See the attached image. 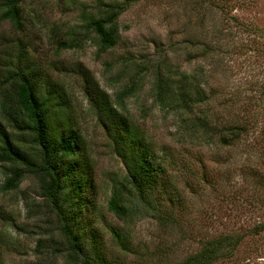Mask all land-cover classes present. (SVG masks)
<instances>
[{
  "label": "rangeland",
  "instance_id": "obj_1",
  "mask_svg": "<svg viewBox=\"0 0 264 264\" xmlns=\"http://www.w3.org/2000/svg\"><path fill=\"white\" fill-rule=\"evenodd\" d=\"M232 2L236 7L221 13L212 7L199 9L200 0H135L117 19V43L104 50L90 36L80 48L54 50L48 27L53 22L63 28L78 22L75 0H22L24 16L34 17L19 34L0 19V58L18 36L29 46L33 62L62 82L69 94V113L92 165L99 210L94 224L102 237V252L113 264L178 261L204 240L225 234L240 238L211 264H264V227L254 230L264 223V0ZM228 14L237 18V24ZM214 26L222 33L210 52H203L201 44L188 43L196 41L198 29ZM164 50L171 66L199 79L208 94L191 113L161 108L153 100L148 65ZM77 62L164 161L179 190L180 202L171 213L174 222L159 224L137 215L121 220L106 210L111 184L120 178L123 165L88 107L81 77L70 71ZM131 79L135 90L117 102L116 94ZM199 111L218 128L223 121L245 120L247 131L226 146L218 144L217 132L196 136L190 133L187 117ZM8 165L0 158L1 263L66 264L55 213L39 193L36 178L25 175L16 188L7 189ZM108 225L120 228L128 251L113 242Z\"/></svg>",
  "mask_w": 264,
  "mask_h": 264
},
{
  "label": "trees",
  "instance_id": "obj_2",
  "mask_svg": "<svg viewBox=\"0 0 264 264\" xmlns=\"http://www.w3.org/2000/svg\"><path fill=\"white\" fill-rule=\"evenodd\" d=\"M134 1L92 0L87 3L75 0L79 21L64 28L55 22L48 27L54 50L80 48L88 36L101 50L113 47L118 41L117 19ZM21 3L22 0H0V19L7 20L18 34L34 17L24 16ZM200 4L199 9L212 7L221 13L236 7L232 0H200ZM228 15V19L237 24V18ZM212 29H198L196 41L188 43L201 44L203 52H210L222 33V28L214 26ZM12 42V49L0 58V158L9 162L5 187L16 188L28 174L36 178L39 193L55 213L65 243L66 264H113L102 252V237L95 225L99 210L94 199L92 165L74 116L69 113V94L62 82L33 62L29 46L21 38L15 36ZM148 66L152 73L153 100L161 108L191 113L208 99L202 82L171 66L165 50ZM70 71L81 77L80 87L88 107L123 165L120 178L111 184L106 210L121 220L137 215L149 216L159 224L174 222L171 213L174 204L180 202L179 190L166 172L164 161L80 62ZM133 84L131 79L130 85L116 94L117 102L135 90ZM207 117L200 111L189 115L190 133L197 136L217 132L218 144L226 146L247 131L245 120L223 121L218 128L216 122L211 124ZM107 227L117 247L128 251L120 228ZM256 227L254 230L262 229L264 223ZM239 238L230 234L209 238L194 253L178 261L164 260L155 264H211L231 250Z\"/></svg>",
  "mask_w": 264,
  "mask_h": 264
}]
</instances>
